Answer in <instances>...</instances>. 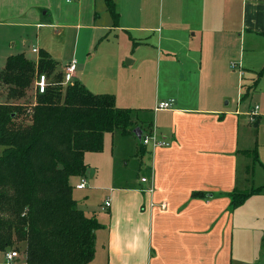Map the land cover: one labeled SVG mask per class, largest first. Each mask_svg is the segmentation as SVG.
<instances>
[{"label":"crops","instance_id":"obj_1","mask_svg":"<svg viewBox=\"0 0 264 264\" xmlns=\"http://www.w3.org/2000/svg\"><path fill=\"white\" fill-rule=\"evenodd\" d=\"M113 1L117 26L106 0H0L5 62L36 47L61 71L38 39L48 18H63L60 27L76 33V81L113 95L118 108L136 111L144 134L155 130L170 143L152 149L114 133L133 144L125 159L135 158L134 177L119 175L113 151L85 154L91 181L77 189L74 176L70 184L85 191L82 201L74 195L78 208L100 224L91 264H264V193L232 206L234 192L264 186L249 185L250 169L264 172V106L255 122V99L244 107L255 92L263 105L264 0ZM234 90L243 95L230 108L224 102ZM169 100L171 109L156 110Z\"/></svg>","mask_w":264,"mask_h":264},{"label":"trees","instance_id":"obj_2","mask_svg":"<svg viewBox=\"0 0 264 264\" xmlns=\"http://www.w3.org/2000/svg\"><path fill=\"white\" fill-rule=\"evenodd\" d=\"M106 3L117 26L115 3ZM58 66L41 51L36 62L10 56L0 70L7 98L0 103V255L23 247L29 264H91L100 224L78 208L70 178L87 173L84 156L102 153L106 134L128 137L144 128L135 110L118 108L113 95H95L78 81L49 87L28 104L39 75L63 81ZM262 193L264 186L234 192L232 206Z\"/></svg>","mask_w":264,"mask_h":264},{"label":"rangeland","instance_id":"obj_3","mask_svg":"<svg viewBox=\"0 0 264 264\" xmlns=\"http://www.w3.org/2000/svg\"><path fill=\"white\" fill-rule=\"evenodd\" d=\"M74 3V2H73ZM102 3V0H97V4L98 6ZM63 18L60 19V23L57 22V20L55 19H50L49 18L43 23L42 28L40 30V34H39V41L41 42V44H43V46L53 54L54 58H56V60H58L59 62H62L61 64H65L66 62L70 61L73 59L74 54V50H75V39H76V33L75 31H70L69 29H64L63 27H60L61 24H63ZM57 24H59V26H57ZM58 30L61 31H65L64 33H62L61 35H59L57 33ZM37 39L35 38V36L33 37V39H30L28 47L29 50L30 48L32 49V46L37 45L36 42ZM40 54H33L32 52L30 53H26V57L28 60L30 61H37L39 58ZM4 57L0 55V70H2L5 67V60L3 59ZM6 58V57H5ZM129 59L133 60V57H128ZM126 59V60H129ZM74 60V59H73ZM150 66V65H149ZM140 67V64H137L133 67V69H138ZM158 69V65L154 64V71H156ZM58 71H60V68L58 67ZM38 78V77H37ZM239 78V77H238ZM50 80V87L56 86V85H62L61 83H55L54 79L49 78ZM244 84V89H243V94H245V89H246V85L249 84V81L245 79L243 81ZM64 87V86H63ZM158 87V83L156 81V77L154 78V80L152 82H150L148 84V90L149 91H155ZM260 90L262 91V97H260L261 101L263 102V105H261L258 101L259 97H256V92L253 94V96L251 98L248 99L247 102H245V106H249L250 103L254 100L253 103H251V108H253L254 106H260L263 108L264 106V77L262 79V83L260 85ZM239 91H240V86H239ZM242 93L238 92L237 90H234L233 92L230 93V97L226 99V101L224 102L225 104H229L230 103V108H234L237 107V104L240 103V97L243 95ZM28 99L26 100V102L28 104H30L32 101V103H34L36 101V97H37V79L36 82L33 85V89H30L28 92ZM6 90L3 87H0V103L6 102ZM241 107V105L239 106ZM243 108V107H242ZM262 108H260V113L262 111ZM245 119V118H243ZM247 119V118H246ZM140 122V121H139ZM261 128H264V119L262 121L261 124ZM132 143L128 140H124V137L121 136L120 134H114L112 135H107L106 139H105V151L107 153H111L113 151V153L115 154L116 160H118V166H117V171L119 173L120 176L122 177H134L135 175H137V162L135 160V158L129 157L127 158L129 160V162L127 161V159H125V156H129L131 150H132ZM4 152V147L0 146V156L3 155ZM96 155V154H93ZM101 167V166H100ZM252 168V167H250ZM255 171L252 174V170H249V178L251 179L250 184L249 185H255V186H259L264 184V172L261 169H258V165H256V169H254ZM103 171V168L101 167L100 172ZM82 179H86L87 182L91 181L90 178V174H85L83 176H81L78 179H74L72 181L74 187L76 188L77 184L79 183V181ZM80 181V182H81ZM252 182V183H251ZM253 188H249L246 191H241L243 193L247 192V191H252ZM74 195L77 198V200H81L82 198L85 196V191H78L75 190L74 191ZM80 201V202H81ZM18 246V245H17ZM21 251L24 249L23 247L20 248ZM11 250V249H10ZM8 250V251H10ZM13 250V249H12ZM7 251V252H8ZM3 253L2 255H0V263L4 262V255L7 253ZM23 252V251H22Z\"/></svg>","mask_w":264,"mask_h":264},{"label":"built area","instance_id":"obj_4","mask_svg":"<svg viewBox=\"0 0 264 264\" xmlns=\"http://www.w3.org/2000/svg\"><path fill=\"white\" fill-rule=\"evenodd\" d=\"M77 0H66L67 4H71ZM32 52L34 54H39L38 48H33ZM233 68L238 69L239 67L236 64H233ZM62 75H63V82L62 85L64 87L69 86L70 84L75 83L76 79V72H77V62L76 60L70 61L62 66ZM241 80L243 79L245 73L240 68L239 69ZM50 80L46 74L39 75L37 79V93L38 94H45L50 87ZM175 100H169L166 102L161 103L156 110H169L173 107ZM260 115V107L257 105L255 106L249 113L248 116L252 122H255L256 119ZM142 144L145 147H151L152 149H157L161 147H168L170 143L168 141L163 140L155 130L147 131L142 137ZM87 187L86 179H82L79 185H77V189H84ZM110 206L107 203V207ZM4 262L0 264H29L27 261V257L24 252L13 249L8 251L4 255Z\"/></svg>","mask_w":264,"mask_h":264},{"label":"water","instance_id":"obj_5","mask_svg":"<svg viewBox=\"0 0 264 264\" xmlns=\"http://www.w3.org/2000/svg\"><path fill=\"white\" fill-rule=\"evenodd\" d=\"M126 63L128 65H130L132 63V61L127 60ZM143 134H144V131L141 128H137V129L134 130V135H135V137H137V139L139 140L140 143H142ZM93 175H94V172L91 171V177H93Z\"/></svg>","mask_w":264,"mask_h":264}]
</instances>
